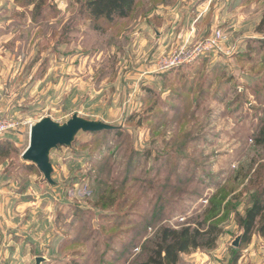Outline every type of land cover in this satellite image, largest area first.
<instances>
[{"label": "rangeland", "instance_id": "obj_1", "mask_svg": "<svg viewBox=\"0 0 264 264\" xmlns=\"http://www.w3.org/2000/svg\"><path fill=\"white\" fill-rule=\"evenodd\" d=\"M83 0H0V264H136L161 226L220 234L177 264H264L243 240L264 186V0H136L93 20ZM217 41L180 67L162 59ZM74 113L119 127L21 154L30 125ZM241 235L238 246L232 243Z\"/></svg>", "mask_w": 264, "mask_h": 264}, {"label": "trees", "instance_id": "obj_2", "mask_svg": "<svg viewBox=\"0 0 264 264\" xmlns=\"http://www.w3.org/2000/svg\"><path fill=\"white\" fill-rule=\"evenodd\" d=\"M135 1L83 0L82 6L93 20L105 19L110 22L114 18L127 16L132 10ZM262 140H264L263 133L261 138L257 139L256 142L261 143ZM260 196L262 198L255 199L245 211L243 240L250 234L256 223L260 224L259 231H264V186ZM219 234V229L212 224L208 225L207 229H203L201 223L193 228L190 225L177 229L161 226L155 233L147 257L136 264H177L181 253H187L200 248H213Z\"/></svg>", "mask_w": 264, "mask_h": 264}, {"label": "water", "instance_id": "obj_3", "mask_svg": "<svg viewBox=\"0 0 264 264\" xmlns=\"http://www.w3.org/2000/svg\"><path fill=\"white\" fill-rule=\"evenodd\" d=\"M119 127L101 120L87 119L74 113L67 121L58 122L48 116L42 117L30 125L29 143L22 152L25 162L34 164L42 173L43 178L54 185L52 179L53 168L50 153L59 146H71L79 132H101L117 130ZM241 235L235 238L232 245L238 246ZM44 258L35 257V264H40Z\"/></svg>", "mask_w": 264, "mask_h": 264}, {"label": "built area", "instance_id": "obj_4", "mask_svg": "<svg viewBox=\"0 0 264 264\" xmlns=\"http://www.w3.org/2000/svg\"><path fill=\"white\" fill-rule=\"evenodd\" d=\"M217 41L209 39L206 43L196 46L194 49H190L181 53L180 51L173 52L170 56L162 59L159 63L158 70L164 71L180 67L181 65L188 64L194 60V58L205 50L218 49ZM17 123L8 118H0V137L5 133L12 131L16 128Z\"/></svg>", "mask_w": 264, "mask_h": 264}]
</instances>
